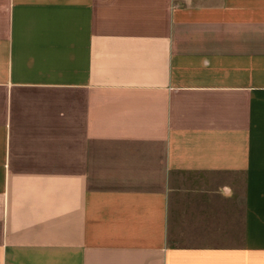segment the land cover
Returning <instances> with one entry per match:
<instances>
[{
	"label": "crops",
	"instance_id": "1",
	"mask_svg": "<svg viewBox=\"0 0 264 264\" xmlns=\"http://www.w3.org/2000/svg\"><path fill=\"white\" fill-rule=\"evenodd\" d=\"M0 264H264V0H0Z\"/></svg>",
	"mask_w": 264,
	"mask_h": 264
}]
</instances>
